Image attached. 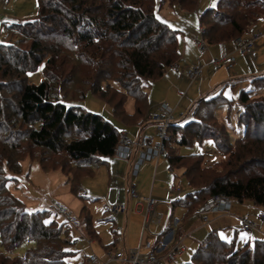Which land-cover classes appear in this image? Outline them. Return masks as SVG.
<instances>
[{"label":"trees","instance_id":"1","mask_svg":"<svg viewBox=\"0 0 264 264\" xmlns=\"http://www.w3.org/2000/svg\"><path fill=\"white\" fill-rule=\"evenodd\" d=\"M199 1L38 0L34 16L4 22L7 39L0 41V245L5 248L0 250V264L85 263L73 259L77 250L72 224L50 218L49 209H27L9 181L18 179L16 174L29 158L46 171L61 170L73 193L90 198L81 178L95 174L100 164L115 155L121 130L102 114L66 100L92 91L112 103L124 125L144 124L151 110L147 84L182 56L179 29L161 18L157 7L179 5L191 11ZM263 18L264 0H218L200 12L201 34L208 44L232 41L250 34ZM42 61L45 78L30 82L29 71ZM86 67H91L86 71L89 76L82 78ZM81 79L84 85L77 86ZM249 81L237 98L223 90L200 96L190 119L167 124L164 156L172 170L181 169L180 175L192 187L171 202L172 209L185 207L184 218L213 192L248 198L264 208V72L251 75ZM230 83L224 81L222 88ZM129 97L132 110L126 104ZM223 105L228 106V113L222 117L219 109ZM234 107L245 132L232 142L227 135ZM210 138L224 153L216 161L220 166L207 165L200 152L180 151L182 145ZM227 165L230 169H225ZM235 165L243 167L232 168ZM248 166L257 168L245 171ZM79 220L85 235L102 241L87 205ZM169 221L167 228L171 216ZM27 239L35 241V246L13 254ZM115 244L105 246L109 249ZM178 264H264V238L238 246L235 237L223 239L213 228L192 259Z\"/></svg>","mask_w":264,"mask_h":264},{"label":"rangeland","instance_id":"2","mask_svg":"<svg viewBox=\"0 0 264 264\" xmlns=\"http://www.w3.org/2000/svg\"><path fill=\"white\" fill-rule=\"evenodd\" d=\"M32 1L33 3H31ZM17 2L18 4L16 3V0H10L6 5L7 8L2 9V12L4 14L0 16V41L7 39L5 34L6 30L4 29L3 26L4 22L11 23L15 21H21L24 19V18L20 19L21 16L22 15L29 16L26 14H29L30 10L33 11L32 12L33 15L36 13L38 7V0H17ZM217 2L218 0H200L197 8L191 11L182 10L179 7V5H175V6L164 5L160 9H159V5L157 7L158 15L164 20H166L173 28L179 29L178 40L180 42L179 48L182 53V57L178 60V62L182 67L184 66L187 67L185 71H187V69L190 67L191 64L190 57H187L185 52L183 54V50L185 49L184 45L186 44L185 41L187 40L191 42L193 45L194 48L193 52L189 49L190 56L195 55L196 57L199 58V56L203 54V51L201 49L199 50L195 37L193 36L196 34L199 36L201 34L200 12L203 11L208 6H215ZM24 6H27V8L24 9L22 13L15 14L18 9H22ZM263 21L264 18L263 20L260 21L261 23L260 22L258 23V25H262ZM253 32H255V30H253L250 34L245 36H250ZM258 42L260 46L257 45L255 51H257L256 55H258L259 58L256 59V56L254 55L249 56L237 52V56L239 57L238 64L242 63L243 66L249 65L250 70H254L255 68H257L258 70V68L259 69L261 68L260 70L264 72V37H261L258 40ZM208 52L205 55H203V58L201 59L203 63H205V57L208 55ZM235 66L231 70L230 69L228 70V67L225 64L221 66L220 65L216 66L214 63H207V65L204 66L205 68L203 74L197 76V79L190 78L189 76L187 78L185 75L180 74L177 71L174 70L172 71L171 66L167 67L165 70L166 72H164L162 76L152 79L150 83H148L146 86V89L149 92L151 111L159 107L160 98H162V94L167 95V93H171V95H175L178 93V89L183 88L181 90H183L184 94L180 92L179 97H177L178 102H180V107L177 112L183 111L184 113L187 114V115L185 114V118L183 119L184 121L190 119L192 117V112H190V108L192 107V105L190 103L191 101L195 103L197 98L199 97L196 98L197 95L192 96L191 92L187 93L188 88L192 84H194V86L199 87L202 84V82L205 84L207 82L209 83L212 80H214V78H212L213 77L212 73L213 70L217 68L219 69L218 75L225 74L224 79L229 78L230 73H232V75H235L237 74L236 73L237 71L242 72L241 68H239L238 66H236L235 68ZM44 67H45V61H42L35 69L30 70L28 73L29 81L33 83L41 82L45 78ZM88 68L91 67H86L84 68L83 71H81L80 74L82 78L83 77L87 78L89 76V74L86 73ZM92 69L93 70L91 71V73L94 72V67H92ZM168 71L170 72L168 73ZM173 74L175 75L179 74L180 76L177 77L176 80L175 79L172 80L171 77H173L172 76ZM181 82L182 84L180 87H175V86H179V85H174L175 83L179 84ZM83 83L85 82H83V80L81 79L76 83V85L83 86L84 85ZM86 83L87 85H90V81ZM239 83L240 85L237 86L234 91H232L233 85L227 84L223 88L221 85L218 89H215L208 95L216 94L221 90H223V93L225 95L237 98L241 89L250 85V81L241 80L239 81ZM172 84L174 85V87H172ZM115 85H119V84L115 82ZM156 94L158 97L156 96ZM262 94H264V92H262ZM168 100L172 101L173 100L172 96H170ZM66 102L68 104L79 105L85 107L87 110L95 111L102 114L105 118L111 120L116 126H118L119 130H121L124 126L122 120H120L114 114L112 103L107 98L98 95L96 93H93L92 91H87L85 97L66 100ZM126 104L129 110L133 109L132 97L128 98ZM235 108L236 107H234V109L231 112V120L228 121L229 134L227 135V138L229 137V139L232 142H235L238 138L243 136L245 132V125L238 123L237 110ZM227 113H228V106L223 105L219 109V114L220 116L223 117L227 115ZM148 130L150 132H154V134L157 135L156 128L154 129L153 127H151ZM250 141H254V140H250ZM216 143L217 141L212 138L206 139L202 142L196 141L189 145H182L180 147V151L182 153L200 152L204 155L205 163L207 165H211V166L213 165L217 167L220 166V164L217 165L218 163H216V161L219 162V160L223 159L224 153ZM145 161L146 163H148L152 160L150 159ZM227 166L228 167H226L225 169H230V166L229 165ZM237 167L238 169H240L243 166L235 165L232 168L237 169ZM154 168L155 166L153 165L151 167L150 178H148L150 181V186L152 184L153 178L155 179ZM255 168L257 167L248 166L246 167L245 171L247 170L253 171L255 170ZM222 170L223 169H221V171ZM9 173L10 175H13V173L11 172ZM175 174H178V172L176 171ZM138 175L134 176V178L136 177L135 178L136 181L141 179V176H143L142 174H138ZM16 176L18 179H14V178L10 179L9 185L12 191L21 199H23L27 209L29 210L49 209L51 212L50 218H56L59 222L63 220H68L72 224L71 232L74 234V239L76 240L75 238L76 234H78L79 236V239H77L74 244L77 253L73 259L78 261L80 260L85 261L87 256H90L92 254L93 249L98 255H100L99 252H101L100 246H102V243L99 242V240L94 239L93 244H91L89 239L92 237L84 236L83 234H81L82 236H80V233H84V232L83 231L80 232L81 230L77 226L82 227L81 226L82 224L80 223L79 220V214L84 205H87L90 212L92 213L93 222L100 232L103 243L107 244L112 241L114 242L116 241V243L118 244L120 240L119 236L118 239H116L115 233L111 229V225L112 223L115 222V218L107 220V217L117 216L116 214L118 213H115V211L113 210V206L114 204H117L116 200H120V202H123V200H125L126 188L120 176L115 175L112 172L110 173L109 168L107 167L106 164H100L99 169H97L95 174L82 176L81 178L82 185L86 189L87 195L90 196V198L87 199H84L72 192L70 188V184L68 182V178L61 170L46 171L42 169L38 161H32L29 158L24 159L23 170L21 171V173L16 174ZM177 182L181 189L179 193L175 192L176 196H174L173 200L181 196H184L189 190L192 189L186 176H182L179 174V176L177 177ZM232 203L234 204V206H232L233 208L231 209V213L221 214L219 216L225 221V225H226V228L223 231L219 232L220 237L223 239H232L235 237L238 246L245 244L246 241L249 239L251 243H253L257 238H264L263 220L259 221V223L263 227L262 231H259L258 229L254 228V230H252L250 233V231L243 230L242 221L240 219V216H242L245 213H249L252 216V218L256 219L260 211H264V208L255 204L253 200L248 198H245L244 200L232 198ZM202 204L199 205L194 212L190 213L185 218L183 217L186 211L185 207L182 205L175 206L174 217L181 216L180 218L182 217L184 218L181 223V226L182 228L185 229V231L191 229V227L194 224L202 223L200 224V227L195 229L191 235L185 237L184 244L187 246V250L178 256L176 260L177 264L181 262L190 261L193 257V253L198 248L199 242L202 241L206 237L208 232L214 227L215 223L211 222L210 220L214 215L212 214V212L210 213V212L200 211V209L202 208ZM156 215H157V219H156L157 222L158 223L160 222L161 226H164L166 220V213L164 211H158V214ZM206 217H208L209 219L208 221L205 220ZM65 226L66 225H64V227ZM35 244H36L35 241L27 239L17 250L14 251L13 254H23L26 252V250L29 247H33L35 246ZM4 248L5 247L3 245H0V250ZM164 264L167 263L165 262Z\"/></svg>","mask_w":264,"mask_h":264},{"label":"crops","instance_id":"3","mask_svg":"<svg viewBox=\"0 0 264 264\" xmlns=\"http://www.w3.org/2000/svg\"><path fill=\"white\" fill-rule=\"evenodd\" d=\"M9 1L10 0H7L5 3H2L0 1V16L4 14L2 12V9L7 8L6 5ZM16 3L18 4L17 0H16ZM31 3H33V1ZM26 8H27V6H24L22 9H18L15 14L22 13L24 11V9H26ZM37 9H38V7H37ZM29 12H28L29 14H26L29 16L22 15L20 19H23V18L25 19V17H27V18L32 17L36 14L35 13L33 15L32 14L33 11H31V10ZM36 12H37V10H36ZM200 29H201V25H200ZM252 29L256 30V31L264 29V21L262 22V25L257 24ZM263 34L264 33H262L259 37H257V39L255 41L256 47H257V45L260 46V44H258L259 43L258 40L261 37H264ZM193 37H195V40H196V39L202 38V34H200L199 36L196 34ZM185 42H186V44L184 45L185 49L183 50V54L185 52L186 56L190 57V60H191L190 66L191 65H199L202 68L201 74H203V71L205 68L204 66H206L207 63H214V60L216 58L221 57L225 53L226 54L232 53V54L236 55V57H237L236 62L237 63L235 62V64H236V66H238L242 70V72L237 71L236 72L237 74H235V75H232V73H230L229 78H225V79H224L225 74L218 75V71H219L218 68L213 70V73H212L213 77L212 78H214V80H212L209 83L207 82L205 84L202 82V84L199 87L194 86V84H192L188 88L187 93L191 92L192 96L197 95L196 98L203 96V95H208L209 93H211L215 89H218L223 84L224 81H231L230 84L233 85L232 91H234L235 88L240 85L239 81L250 80L251 75H253L257 72H262V70H260L261 68L260 69L258 68V70H257V68H255L254 70H250L249 65L243 66L242 63L238 64L239 57L237 56L238 51H236V46H235L234 40L224 42V43H220V44H208L210 48L207 47L205 49H201L197 45L199 47V50L201 49L203 51V54L201 56H199V58L196 57L195 55L194 56L189 55V49L193 52L194 48H193V45L191 42H189L187 40ZM179 46H180V42H179ZM256 47H255V49H256ZM207 52H208V55L205 57V63H203L201 59L203 58V55H205ZM256 52L257 51H255L254 54H252V55L256 56V59H258L259 56L256 55ZM245 55H247V54H245ZM246 58H248V57H246ZM177 63L179 65V69H174L172 67V71L173 70L177 71L180 74H183L188 78V76L186 75V71H185L187 67H185V66L182 67L179 64V62H177ZM216 66H218V65H216ZM236 66H235V68H236ZM229 69L231 70L232 68H228V70ZM169 72L170 71H168V73ZM217 75L219 76V78ZM172 76H173V77H171L172 80H174V79L176 80L177 77H179L180 75L179 74L178 75L173 74ZM194 79H197V77ZM170 82H172V81H170ZM173 84H172V87H174V85H179V86H175V87H180L182 82L179 84H177V83H175L174 85ZM181 89H183V88H181ZM181 89H178V93L175 95H171V93H167V95L162 94V98H160L159 107L154 109L153 111L150 110V112L147 115V120L144 124L124 125L123 128L121 129V133H126L128 136H130L135 141H137L139 139L140 135L144 132L154 134V132H150L148 129L151 127H153L154 129L155 128L157 129V121H155L153 119V115L158 114V113L161 114L164 112V110L162 108L163 103H168L171 106V108L173 110L172 111V115H173L172 120L183 122V119L185 118L186 113H184L183 111L177 112L179 110V107H180V102H178L177 97H179L180 92L182 94H184L183 90H181ZM156 96H157V94H156ZM170 96H172V98H173L172 101L168 100V98ZM190 104L192 105V107L190 108V112H191L193 105H194L193 101H191ZM140 149L141 148L139 146L135 147L134 156L132 159H124L122 157L114 155V156L108 157L107 160H105L102 163V164L107 165L110 173L112 172L115 175L120 176V178L123 180V182L125 184V188H126L125 200H123V202H120V200H116L117 204H114V205H124L125 210L118 212V214H116L117 215L116 217H113V216L107 217V220L115 218V222L112 223L111 229L115 233V238L118 239V236H119L120 240H119L118 244L116 243L115 245H113L112 248L110 247L109 249H108V247L105 246V244L103 243V240L99 241L102 243V246H103V247L100 246V249H101V252H99L100 255H98L94 251V249H93L92 254H91V255L95 254L97 256L98 260L95 262L94 261H88L89 256H87L84 264H99V263L104 264L106 262H107V264H123L121 262V260L114 259L115 255L116 254L125 255L130 248L138 247L141 243H144L147 240L152 241L155 245L156 251L159 253L160 256H163L164 255L163 249H165V247L170 246L171 244L173 245V243L177 242L179 239L183 240V243H184L185 237L191 235L193 233V231L195 229L199 228L200 224H202V223L194 224L195 226L193 225L191 227V229H189L188 231H185V229L182 228V226H181V223L183 221V219L181 220V218H180L181 216L180 217H178V216L174 217V209L175 208L172 209L171 202L173 201L174 196H176L175 192L179 193L180 189H181L179 187L178 182H177L178 176H176L175 172L177 171L180 174L182 171H181V169L172 170L168 159L165 158L164 155L161 156L160 158H153V159H151L152 161H150L148 163H146V161H144V163L141 165L139 172H138V174H142L143 176H141V179L136 181V179H135L136 177L134 178V176H137L138 174L137 175L133 174V164H134V160L140 154ZM153 165L155 166V168H154L155 179L153 178L152 184L150 186V181L148 178H150L151 167ZM98 169H99V167H98ZM158 179H159V181H158ZM134 181H136V182H134ZM139 181H140V183H139ZM133 183L136 185L137 190L140 194V196H138V197H131L129 195V186H130V184H133ZM141 196H153L157 201L156 206L154 208V212L152 215L151 222L149 223V226H147V227L144 226L145 217H146L147 201L142 199ZM232 206H234L233 203H232ZM158 211H164L166 213V220H165L164 226H161L160 222L158 223L156 220L157 219L156 214H158ZM200 211L203 212L204 210H202V208H201ZM229 213H231V212H229ZM212 214L214 216L210 220H211V222L215 223L213 228L218 229V232L223 231L226 228L225 221L219 216L221 214H228V213H226V212H221V213L212 212ZM170 216L172 218V223H171V227L167 228L168 225L170 224V221H169ZM240 219H241V216H240ZM205 220L208 221L209 220L208 217H206ZM77 227L80 228V230H81L80 232L83 231L81 227H79V226H77ZM242 228H243V226H242ZM96 229H97V227H96ZM262 229H263V227H262ZM243 230L250 231V233H251V231L254 230V228H251V229L243 228ZM81 234H83L84 236H87V235H85V233H80V236H82ZM176 235H177V238H176ZM75 238H76V240L79 239L78 234H76ZM91 240L92 241L90 243L93 244L94 239L92 238ZM186 250H187V246H186ZM182 253L178 254L175 257V259H172V260L166 259L164 261V263L166 262L167 264H177L176 260H177L178 256L181 255Z\"/></svg>","mask_w":264,"mask_h":264},{"label":"built area","instance_id":"4","mask_svg":"<svg viewBox=\"0 0 264 264\" xmlns=\"http://www.w3.org/2000/svg\"><path fill=\"white\" fill-rule=\"evenodd\" d=\"M5 3L7 0H0ZM264 33V29L257 30L253 32L250 36H238L235 38L236 51L252 55L255 52V41ZM197 45L201 49L208 47L207 42L204 38L196 39ZM236 55L234 54H223L221 57L216 58L214 63L216 65L225 64L228 68H233L236 62ZM174 69H179L178 63L171 65ZM202 68L199 65L190 66L186 74L190 78H196L201 75ZM162 108L164 110L161 114H155L153 119L157 121V135L144 132L140 135L139 139L135 141L126 133H121V138L117 146L115 155L122 157L124 159H132L134 156V149L139 146L140 154L134 160L133 164V174L137 175L141 165L145 160H150L153 158H160L164 155V136L166 134V127L169 121L173 119L172 108L168 103H163ZM129 195L131 197L140 196L136 185L130 184ZM142 199L147 201L146 205V217L144 226H149L151 222L154 208L156 206V199L153 196H141ZM232 209V197L230 194L225 192H213L202 204V210L205 212H231ZM113 210L115 213L125 210L124 205H114ZM260 220L264 221V211H260L256 219L252 218L249 213H245L241 216L242 226L245 229L255 228L262 231V225L259 223ZM92 238H90V242ZM186 250V245L183 240L179 239L177 242L173 243L165 252L163 256H160L156 251L155 245L152 241L147 240L141 243L138 247L130 248L125 255L116 254L114 259L121 260L123 264H164L166 259H175V257ZM98 258L95 254L88 257V261H97ZM107 263V262H106ZM104 263V264H106Z\"/></svg>","mask_w":264,"mask_h":264}]
</instances>
